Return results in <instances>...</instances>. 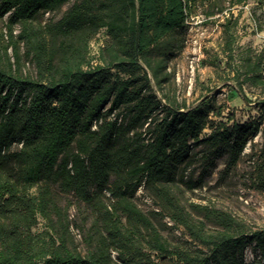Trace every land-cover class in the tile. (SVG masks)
I'll return each mask as SVG.
<instances>
[{
    "label": "trees",
    "instance_id": "1",
    "mask_svg": "<svg viewBox=\"0 0 264 264\" xmlns=\"http://www.w3.org/2000/svg\"><path fill=\"white\" fill-rule=\"evenodd\" d=\"M249 1L0 0L7 38L0 53V264H248L249 247L264 264V227L203 205H195L205 217L198 219L180 196L181 183L197 186L220 158L223 174L234 170L249 142L264 139V117L216 120L223 105L212 96L189 105L165 91L190 20L222 15L234 57V8ZM255 1L264 9V0ZM65 5L61 17L42 19ZM102 29L109 42L92 57ZM22 43L36 76L21 72ZM242 62L234 75L240 86L264 85V52L248 47ZM257 161L264 190V140ZM196 164L202 171L193 181ZM141 189L187 229L193 246L169 241L136 202ZM57 191L78 199L86 221L94 216L85 252L74 244ZM40 216L55 234L33 232Z\"/></svg>",
    "mask_w": 264,
    "mask_h": 264
},
{
    "label": "rangeland",
    "instance_id": "2",
    "mask_svg": "<svg viewBox=\"0 0 264 264\" xmlns=\"http://www.w3.org/2000/svg\"><path fill=\"white\" fill-rule=\"evenodd\" d=\"M67 7L68 5H65L60 11L46 13L42 19L46 21L50 17L59 18ZM234 11L236 14L240 13L239 24L235 30L237 41L234 57H229L226 52V38L221 27L224 21L222 15L213 18L211 22L203 21L204 18L201 15L193 17L190 20L185 48L169 63L172 76L165 86V91L180 101H186L189 105L198 103L206 95L212 96L217 105H223L222 115L213 116L214 119H224L229 123L235 120L244 122L260 115L264 117V108L257 107L259 101H264V85L254 86L245 83L241 87L234 77L238 71L245 68L242 57L248 47H252L257 52H264V9L258 7L255 0H250L244 5L236 6ZM253 13L257 23L253 20ZM5 25L6 19H0V53L4 51L7 43V38L3 39L2 36V33H6ZM257 25H262L263 29L260 30ZM109 39L106 31L100 30L90 44V56L96 57L100 48L106 45ZM21 47V72L36 76L35 64L25 54L26 49L23 43ZM8 53L14 61L12 46L9 47ZM243 77V74L240 75L239 81ZM229 115L232 116L231 119ZM210 131L211 128L208 126L203 134ZM263 140L262 134L256 135L249 142L237 167L227 174L222 173L226 164L225 159L220 158L217 166L207 172L197 186L189 187L186 183H181L180 196L188 211H191L198 219H205L203 211L195 205L218 208L231 213L243 221L248 228L264 227V190L258 186L257 180L259 174L257 159ZM201 171L200 164L193 167V181L198 178ZM31 191L35 192L36 188ZM57 195V201L64 207H68L74 244L85 252L88 244L86 234L94 216L89 215L86 221L87 214L76 197L60 191H57ZM136 202L144 212L154 217V222L171 243L194 245L196 241L190 237L187 229L183 225L176 226L166 212L161 210L157 200L152 199L147 192L141 189L137 194ZM159 210L162 214L155 213ZM33 232L55 234L51 223L42 216L38 218ZM117 254V251H113L115 260H118ZM246 258L248 264H261L251 247L247 249ZM119 263L125 264L122 261Z\"/></svg>",
    "mask_w": 264,
    "mask_h": 264
}]
</instances>
